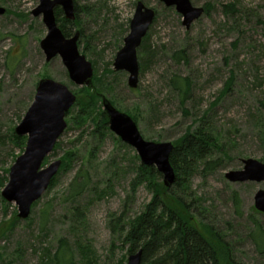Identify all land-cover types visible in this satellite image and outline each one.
Returning a JSON list of instances; mask_svg holds the SVG:
<instances>
[{"label": "rangeland", "instance_id": "374dc122", "mask_svg": "<svg viewBox=\"0 0 264 264\" xmlns=\"http://www.w3.org/2000/svg\"><path fill=\"white\" fill-rule=\"evenodd\" d=\"M72 1L78 10L67 25L71 32L67 38L79 33L78 51L100 80L99 95L118 111L135 116L144 140L173 143L201 126L216 136L211 159L219 160L218 166L198 168L189 189L206 210L201 217L232 243L236 260L264 264V254L257 252L250 238L252 219L264 231V213L254 208V197L264 190V182L231 183L225 178L228 172L241 171L244 160L264 164V0H189L204 9L189 29L175 8L160 0ZM138 2L154 10L155 17L137 49L138 84L130 89L128 73L114 71L113 62ZM38 5L39 0H0L6 10L0 17V264H54L50 258L61 240L71 250V264H116L127 246L120 248L116 233L120 223L114 220L121 216L127 221L140 214L151 193L139 186L132 195L130 183L140 161L135 150L108 127L97 129L93 118L102 114L101 99L81 117L76 101L86 98L84 87L70 81L59 57L46 61L40 42L47 30L41 16L32 15ZM54 13L56 20L68 21L62 11ZM179 52L185 59L175 61ZM173 76L188 78L190 92L185 100L170 88ZM42 79L59 82L76 96L65 117L66 129L42 168L66 154L71 159L23 220L17 217V206L4 201L1 192L25 148L15 144L14 131ZM79 171L87 173V187L72 198L70 184ZM75 209L84 212V223L75 222ZM194 217L200 221L197 213ZM79 244L89 246L86 261Z\"/></svg>", "mask_w": 264, "mask_h": 264}, {"label": "water", "instance_id": "95a60500", "mask_svg": "<svg viewBox=\"0 0 264 264\" xmlns=\"http://www.w3.org/2000/svg\"><path fill=\"white\" fill-rule=\"evenodd\" d=\"M166 7H174L182 16V25L189 29L190 25L204 13L203 8L192 6L189 0H160ZM55 8H60L68 21L75 20V9L72 0H39L33 10L34 17L42 18L47 34L40 42V49L47 62L59 57L71 82L86 87L97 94L92 84L93 71L90 62L78 51L79 33L66 38L55 19ZM6 10L0 7V17ZM155 17L154 10L138 2L130 21V30L124 39L123 47L117 52L113 69L116 72L128 73L127 85L136 89L139 66L137 49L146 36ZM101 99L103 115L107 119L109 131L122 143L133 148L140 164L154 167L162 176L164 187L170 188L175 180L174 170L169 157L174 148L171 142H152L142 138L137 124L129 115L118 111L103 95ZM76 96L63 84L51 79L38 82L35 96L24 118L15 129V135L26 137L23 153L16 159L9 170L8 181L1 192L7 203L17 206L19 219H27L32 205L47 191L52 179L57 175L61 161L56 160L42 168L45 158L52 153L59 137L66 129L65 117L74 105ZM241 171H231L225 178L231 183L264 182V164L253 159L243 161ZM254 208L264 213V190L254 197ZM142 251L127 257L126 264H141Z\"/></svg>", "mask_w": 264, "mask_h": 264}, {"label": "trees", "instance_id": "16d2710c", "mask_svg": "<svg viewBox=\"0 0 264 264\" xmlns=\"http://www.w3.org/2000/svg\"><path fill=\"white\" fill-rule=\"evenodd\" d=\"M55 11L56 15L61 14V11L57 9ZM56 21L64 36L70 37L71 32L67 30V25H70L71 22L65 21L63 18ZM181 54L183 55V52L175 55L174 60L185 59L180 56ZM99 81L94 74L92 84L98 94L102 92L96 88ZM169 86L182 100L189 96L188 78L173 76ZM84 90L87 93L86 98L76 101V106H79L81 111V117L88 115V112L93 109V105L100 99L89 89L84 87ZM96 115L98 117L93 119L97 122V129L107 130V119L103 113ZM132 119L137 124L135 116ZM99 135L103 137V134ZM13 136L15 144L22 150L25 146V138ZM217 141L216 136H213L207 126H201L193 133L184 134L173 142L174 148L170 154L169 162L174 170L175 180L170 188L164 187L161 181L162 176L154 167L143 166L140 162L135 165L134 178L130 183L131 193L134 195L139 186H144L151 193V199L144 206L142 212L134 218L127 221H124L121 216L115 218L114 221L120 223V228H117L116 232L120 248L127 246L126 254L120 256L116 264H124L126 256L134 254L138 250L142 251L141 264H240L235 258L232 243L213 223L201 217L206 210L196 203L189 189V181L198 168L203 166V170L206 171L218 166L219 160L211 159L212 149ZM23 151L21 152L23 153ZM70 159L71 155L66 154L61 160L59 171L68 165ZM54 179L55 177L50 185ZM87 183V173L79 171L70 184L71 197L80 196L87 187ZM233 199L236 207L239 208L240 202L236 194ZM74 212L75 222L77 224L84 223L86 219L84 212L80 209H75ZM195 213L199 215L200 221L194 217ZM252 223L254 231L250 234V238L257 252L262 255L264 254V231L258 222L252 219ZM78 249L85 261L86 257L90 258L89 246L79 244ZM51 259L55 261L54 264H71V250L67 246L66 240L59 242V247Z\"/></svg>", "mask_w": 264, "mask_h": 264}]
</instances>
